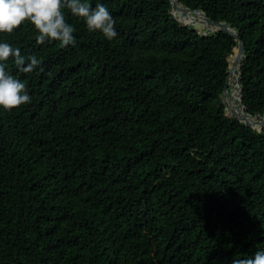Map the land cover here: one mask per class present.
Listing matches in <instances>:
<instances>
[{
    "label": "trees",
    "instance_id": "1",
    "mask_svg": "<svg viewBox=\"0 0 264 264\" xmlns=\"http://www.w3.org/2000/svg\"><path fill=\"white\" fill-rule=\"evenodd\" d=\"M180 1L240 33L242 103L264 114V0ZM87 2L112 14L114 39L67 9L74 45L37 44L29 23L0 34L41 60L30 73L3 62L31 100L0 108V264H231L264 250V129L221 98L234 37L182 25L170 0Z\"/></svg>",
    "mask_w": 264,
    "mask_h": 264
},
{
    "label": "clouds",
    "instance_id": "2",
    "mask_svg": "<svg viewBox=\"0 0 264 264\" xmlns=\"http://www.w3.org/2000/svg\"><path fill=\"white\" fill-rule=\"evenodd\" d=\"M82 18L89 32H100L106 39L117 36L115 20L100 3L93 8L87 0H0V34L11 35L23 24L35 30L37 44L58 41L61 47L74 45L75 28L65 19L64 11ZM13 58L22 73H30L41 64L35 55L23 56L19 48L0 42V108L11 111L30 102L26 85L6 70V62ZM231 264H264V250L250 257L233 258Z\"/></svg>",
    "mask_w": 264,
    "mask_h": 264
},
{
    "label": "water",
    "instance_id": "3",
    "mask_svg": "<svg viewBox=\"0 0 264 264\" xmlns=\"http://www.w3.org/2000/svg\"><path fill=\"white\" fill-rule=\"evenodd\" d=\"M171 2V10L170 12L174 15L175 18L184 26H188L189 24L194 25V29L198 30L199 32H203L205 35L210 34L211 32L214 33H221L226 32L227 34L231 35L235 39L236 46L234 48V52L232 55L235 54V59L232 61L229 70V75L226 79L225 88L222 93V102L225 105V111L228 115H230L232 118H236L240 122H245L249 128L255 129L259 132H261L264 129V114L260 115V120H254L253 122H249V117H252L250 113L247 112L246 107L242 103V95H241V85H242V74L240 72L241 70V64L244 59V41L242 40L240 33L233 28L232 25H229L225 21L216 22L211 20L208 15L202 10L198 9L191 4H188L187 8H181L178 6L175 0H170ZM181 12L180 18L175 16V12ZM196 13H201L203 15V21L202 22H196ZM191 18L192 23L189 21ZM185 21H182V20ZM204 23H206V26H204ZM232 57V56H231ZM239 66V70H236V75H240V79L237 83V89L240 91V99L236 101L235 107H230L229 105V99L232 97V94L230 93V86H229V79L231 78L233 67ZM242 108V109H241ZM247 113V114H246ZM249 115V117H248ZM256 118V117H255ZM253 119V118H252ZM256 125H262L260 129H256Z\"/></svg>",
    "mask_w": 264,
    "mask_h": 264
},
{
    "label": "bare ground",
    "instance_id": "4",
    "mask_svg": "<svg viewBox=\"0 0 264 264\" xmlns=\"http://www.w3.org/2000/svg\"><path fill=\"white\" fill-rule=\"evenodd\" d=\"M176 1V3L178 4V6H180L181 8H187V5L186 4H184V3H182L180 0H175ZM201 14V13H200ZM175 16L176 17H180L181 16V12H175ZM182 21H185L184 19L182 20ZM191 23L193 22V21H191V18H190V20H189ZM203 21V15H198L197 13H196V22H202ZM235 59V58H234ZM233 59V60H234ZM236 70H239V66H236V67H233V72H232V75H231V78L229 79V86H230V82H231V80H232V78L236 75ZM241 72V71H240ZM236 79H237V83H238V81H239V79H240V75H237V77H236ZM238 86V85H237ZM242 90V89H241ZM236 93L233 91L232 92V97L229 99V105H230V107H235L237 104H236V101H238L239 99H240V91L238 90V89H236ZM239 97H238V96ZM242 109V108H241ZM247 114V113H246ZM226 115L228 116V117H230V118H232L230 115H228L227 113H226ZM252 117H249V115H248V117H249V119H248V121L249 122H253L254 120H260V114H257V115H251ZM256 117V118H255ZM253 118V119H252ZM242 123H244V124H246L245 122H243L242 121ZM247 125V124H246ZM262 125H256L255 126V128H260Z\"/></svg>",
    "mask_w": 264,
    "mask_h": 264
},
{
    "label": "rangeland",
    "instance_id": "5",
    "mask_svg": "<svg viewBox=\"0 0 264 264\" xmlns=\"http://www.w3.org/2000/svg\"><path fill=\"white\" fill-rule=\"evenodd\" d=\"M204 26H206V23H204ZM230 60H231V62H232V57L230 58ZM232 92H233V87H230V93L232 94Z\"/></svg>",
    "mask_w": 264,
    "mask_h": 264
}]
</instances>
